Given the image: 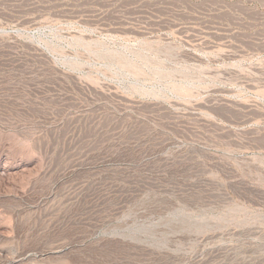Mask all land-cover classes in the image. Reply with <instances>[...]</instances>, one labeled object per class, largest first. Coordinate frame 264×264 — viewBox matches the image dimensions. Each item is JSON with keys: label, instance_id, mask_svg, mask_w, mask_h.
I'll return each mask as SVG.
<instances>
[{"label": "rangeland", "instance_id": "rangeland-1", "mask_svg": "<svg viewBox=\"0 0 264 264\" xmlns=\"http://www.w3.org/2000/svg\"><path fill=\"white\" fill-rule=\"evenodd\" d=\"M0 264H264V0H0Z\"/></svg>", "mask_w": 264, "mask_h": 264}]
</instances>
